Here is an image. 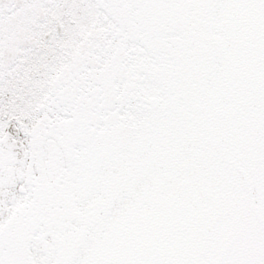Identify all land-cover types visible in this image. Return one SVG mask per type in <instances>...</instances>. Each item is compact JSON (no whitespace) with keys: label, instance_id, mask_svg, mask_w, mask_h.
I'll use <instances>...</instances> for the list:
<instances>
[{"label":"snow or ice","instance_id":"6c2138e0","mask_svg":"<svg viewBox=\"0 0 264 264\" xmlns=\"http://www.w3.org/2000/svg\"><path fill=\"white\" fill-rule=\"evenodd\" d=\"M0 264H264V0H0Z\"/></svg>","mask_w":264,"mask_h":264}]
</instances>
